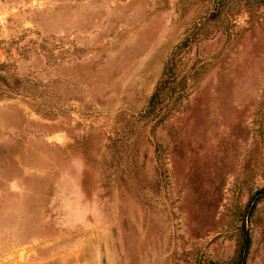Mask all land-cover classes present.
Returning a JSON list of instances; mask_svg holds the SVG:
<instances>
[{"label":"rangeland","instance_id":"1","mask_svg":"<svg viewBox=\"0 0 264 264\" xmlns=\"http://www.w3.org/2000/svg\"><path fill=\"white\" fill-rule=\"evenodd\" d=\"M263 189L264 0H0V264H264Z\"/></svg>","mask_w":264,"mask_h":264},{"label":"trees","instance_id":"2","mask_svg":"<svg viewBox=\"0 0 264 264\" xmlns=\"http://www.w3.org/2000/svg\"><path fill=\"white\" fill-rule=\"evenodd\" d=\"M173 61H174V56L172 59L170 58V60H168L166 64V68L169 67L173 63ZM155 97H157V93L153 95L152 99H154ZM261 192L264 194V189ZM251 242H252L251 236L249 235L248 230H246L244 234V238H243V243H242V254H241L242 262L241 264L245 263L248 252L250 250Z\"/></svg>","mask_w":264,"mask_h":264}]
</instances>
